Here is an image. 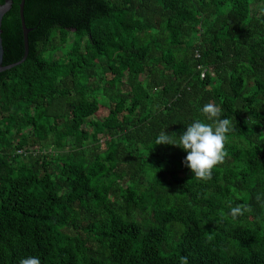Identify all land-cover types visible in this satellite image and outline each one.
Segmentation results:
<instances>
[{"label": "trees", "instance_id": "16d2710c", "mask_svg": "<svg viewBox=\"0 0 264 264\" xmlns=\"http://www.w3.org/2000/svg\"><path fill=\"white\" fill-rule=\"evenodd\" d=\"M12 1L3 65L24 53ZM23 14L28 55L0 73V264H264V0H25ZM208 103L236 127L202 179L155 144Z\"/></svg>", "mask_w": 264, "mask_h": 264}, {"label": "clouds", "instance_id": "9594fccd", "mask_svg": "<svg viewBox=\"0 0 264 264\" xmlns=\"http://www.w3.org/2000/svg\"><path fill=\"white\" fill-rule=\"evenodd\" d=\"M201 111L207 115V120L196 119L189 123L185 130L167 134H158L155 145H174L186 152L182 161L193 175L202 179L211 177L213 168L224 159V144L226 134L235 129L229 118H219L216 106L211 103L202 106ZM243 206L237 204L230 208L233 217L242 215ZM183 264H188L187 257H181ZM19 264H41L39 256H27L20 259Z\"/></svg>", "mask_w": 264, "mask_h": 264}, {"label": "water", "instance_id": "95a60500", "mask_svg": "<svg viewBox=\"0 0 264 264\" xmlns=\"http://www.w3.org/2000/svg\"><path fill=\"white\" fill-rule=\"evenodd\" d=\"M24 1L25 0H20L18 4V9H19V18H20V24H21V30H22V37H23V47H24V53L23 57L21 58L20 61L9 64V65H3V47H2V39H1V23L4 15L8 13L13 5L12 0H3V3L0 4V73L5 72L13 67H16L23 63L28 55V33L31 31V29H28L25 25L24 21Z\"/></svg>", "mask_w": 264, "mask_h": 264}, {"label": "rangeland", "instance_id": "374dc122", "mask_svg": "<svg viewBox=\"0 0 264 264\" xmlns=\"http://www.w3.org/2000/svg\"><path fill=\"white\" fill-rule=\"evenodd\" d=\"M256 8H258V7H256V6H253V7H252V9H256ZM63 53H64L63 50H60V51L57 53V55H61V54H63ZM142 78H143V77H142ZM124 90H125V88H124ZM85 129L88 130V131H92L91 128L88 127V126H85Z\"/></svg>", "mask_w": 264, "mask_h": 264}, {"label": "built area", "instance_id": "2783aa9c", "mask_svg": "<svg viewBox=\"0 0 264 264\" xmlns=\"http://www.w3.org/2000/svg\"><path fill=\"white\" fill-rule=\"evenodd\" d=\"M18 154H24L23 150L18 151Z\"/></svg>", "mask_w": 264, "mask_h": 264}]
</instances>
